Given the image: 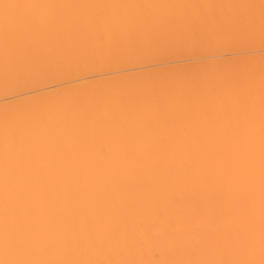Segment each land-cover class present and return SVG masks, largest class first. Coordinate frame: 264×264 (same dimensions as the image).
<instances>
[{"label": "bare ground", "instance_id": "6f19581e", "mask_svg": "<svg viewBox=\"0 0 264 264\" xmlns=\"http://www.w3.org/2000/svg\"><path fill=\"white\" fill-rule=\"evenodd\" d=\"M263 51L264 0H0V264H264Z\"/></svg>", "mask_w": 264, "mask_h": 264}, {"label": "rangeland", "instance_id": "374dc122", "mask_svg": "<svg viewBox=\"0 0 264 264\" xmlns=\"http://www.w3.org/2000/svg\"><path fill=\"white\" fill-rule=\"evenodd\" d=\"M202 50H203V49H202ZM202 50H201V51H202ZM206 51H207V50H206ZM183 52H185V51H183ZM209 52H210V51H209ZM200 53H201V54H200ZM202 53H204V52H197V53H190V54H186V52H185V53H182V52H181V54H180V57H182V58H180V60L182 61L181 63H183V61H185V57H188V56L190 57V56H192V57H190V60H195V61H192V62H193V64H194V63L196 64V63H198L199 61H201V59L198 60V59H199L198 54H200V57H204V56H206V55L201 56ZM205 53H207V52H205ZM259 53H260V52H259ZM263 53H264V51H263ZM196 54H197L198 58H197V56H195ZM207 54H209V53H207ZM212 54H213V53H212ZM229 54H230V57L232 56L231 58H235V57H236V56L231 55V52L228 50V51H226V52H224V53L222 54L221 57H223V58H220V57H219L220 60H222V59H223V60H224V59L229 60V58H230V57H229ZM193 55H194V56H193ZM247 55H248V54H247ZM249 55H250V54H249ZM213 56H214V55L211 56V53H210V55H209V57H210V62H211V58L213 59ZM227 56H228V57H227ZM183 57H184V58H183ZM209 57H208V55H207V57H206V61H204V60H203V61H204V62H209V59H208ZM195 58H196V59H195ZM204 58H205V57H204ZM204 58H202V59H204ZM219 58H218V59H219ZM227 58H228V59H227ZM207 59H208V60H207ZM214 59H215V58H214ZM214 59H213V60H214ZM186 60H187V58H186ZM190 60H189V62H190ZM196 60H198V61H196ZM185 62H187V61H185ZM181 63H180V64H181ZM183 64H185V63H183ZM190 64H192V63H190ZM181 65H182V64H181ZM185 65H188V64H185ZM154 66H157V65H154ZM152 67H153V66H152ZM152 67H151V69H147L148 67L146 68L145 65H141V66L138 67V71H140V70H141V72H142V71H150V70H153L154 67H153V68H152ZM158 67H159V66H158ZM158 67H157V68H158ZM145 68H146V70H145ZM157 68H156V69H157ZM159 68H160V67H159ZM135 69H137V67L134 68L133 71L130 70V73L137 72V71H134ZM156 69H154V70H156ZM131 71H132V72H131ZM127 72H129V71H127ZM127 72H126V74H130V73H127Z\"/></svg>", "mask_w": 264, "mask_h": 264}]
</instances>
